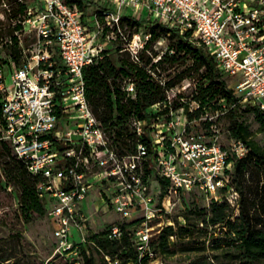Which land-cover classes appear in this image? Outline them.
<instances>
[{
  "label": "built area",
  "instance_id": "1",
  "mask_svg": "<svg viewBox=\"0 0 264 264\" xmlns=\"http://www.w3.org/2000/svg\"><path fill=\"white\" fill-rule=\"evenodd\" d=\"M110 1L119 6L105 12L109 26L119 25L123 9L131 8L130 16L139 18L136 14L147 9L149 23L159 22L181 33L192 31L215 57L219 71L230 79V87L241 96L239 102L264 112V0ZM25 24L38 32L46 46L21 66L12 63L11 68L0 69V131L1 139L11 144L29 171L46 178L39 189L49 198L56 240L52 257L66 256L69 264H85L78 244L87 242L90 222L83 203L93 185L99 186V196L121 219L143 218L136 246L140 260L147 258V264H164L151 240L165 226L175 225L172 214L185 192L197 188L209 204L212 199L222 200L220 190L227 187L224 196L238 207L239 193L228 186L230 156L245 157L248 147L236 139L229 149L220 144L214 121L219 113L206 115L212 121L210 140L185 128L177 129L178 123L172 118L175 111L165 126L150 125L155 167L169 181L159 198L142 168L148 147L139 143L134 154H120L111 148L86 98L83 69L101 54V23L96 20L95 28L89 30L75 5L65 0H43V10L37 14L31 11ZM149 36L140 31L128 42L133 56L137 58ZM127 90L135 91L133 82L128 83ZM198 107L193 101L189 111ZM133 124L141 135L142 124ZM180 221L185 222L182 217ZM72 225L84 231L82 242H70ZM120 236V227L113 226L110 237ZM106 259L109 264H120L119 258L106 255Z\"/></svg>",
  "mask_w": 264,
  "mask_h": 264
},
{
  "label": "trees",
  "instance_id": "2",
  "mask_svg": "<svg viewBox=\"0 0 264 264\" xmlns=\"http://www.w3.org/2000/svg\"><path fill=\"white\" fill-rule=\"evenodd\" d=\"M31 1L0 0V69L7 68L6 66L11 68L12 63L19 67L27 60L23 57V41H28V38L25 36L22 39L21 35L27 29L25 21L30 17ZM65 1L75 5L82 15L93 5L92 0ZM109 9V6L104 5L95 11L103 33L104 30H110L104 20L105 12ZM113 27L118 37L124 32L128 33V40L140 31L150 36L137 58L115 40V55L105 50L92 64L85 66L83 79L86 98L100 127L106 132L111 148L120 154H134L139 143L148 147L149 154L144 158L142 168L145 179H150L159 198L166 192L169 181L155 167L150 147L153 128L150 125L153 122L161 124L163 117H166L164 123L168 122L172 111L187 106L184 97L180 95L179 102L172 99L169 102L168 93L177 82L157 78L163 63L189 56L193 72L197 75L191 101L197 102L199 107L193 111L187 108V116L189 119L218 113V119L227 116L230 121L229 137L242 140L248 147L245 157L230 156L232 166L228 186L234 187L239 193L238 207L227 201L224 196L227 187H224L220 190L222 200L212 199L207 205L185 210L174 220L175 225L165 226L152 238L151 247L165 264L164 256L175 253V249L171 247L174 241L170 239L174 235L177 241L195 242V246L189 249L196 254L188 264H264V143L255 140L246 119V115L254 116L260 129L264 131V112L258 106L239 102L241 96L230 87V79L219 71L215 57L192 31L181 33L162 23H149L130 15L122 16L119 25L115 24ZM163 37L171 40V46L154 61V55L149 56L146 52L153 51L154 42ZM3 50L8 51V58H5ZM57 60L61 63L59 58ZM129 82L134 83V92L127 90ZM1 115L0 96V117ZM134 121L142 124L141 135L137 133ZM214 121L217 122V119ZM204 123L210 127L212 121L207 118ZM58 148L60 149L59 146ZM248 173H254L258 177L256 186H249L250 192L246 185ZM45 180L42 174L29 171L25 161L15 155L11 144L1 139L0 131V198L7 185L16 187L19 192L18 215L24 221L34 214L49 216V198L41 195L39 189ZM180 217L184 219V223H181ZM141 221L143 218L140 217L120 219L102 230L90 229L87 242L78 244L84 263L109 264L106 259L108 255L119 258L120 264H147V258L140 260L136 246V233ZM115 225L121 229L120 238L110 237ZM216 227L225 230L223 237L214 236ZM56 261L69 264V257L55 255L51 257L49 264H56ZM0 264L23 263L13 255L12 250L8 251L0 246Z\"/></svg>",
  "mask_w": 264,
  "mask_h": 264
},
{
  "label": "rangeland",
  "instance_id": "3",
  "mask_svg": "<svg viewBox=\"0 0 264 264\" xmlns=\"http://www.w3.org/2000/svg\"><path fill=\"white\" fill-rule=\"evenodd\" d=\"M93 5L89 6L82 15L83 23L88 27L89 30L95 28V22L97 17L95 11L100 9L102 6L107 5L112 9L117 10L119 3L110 0H92ZM43 10V0H32L31 11L33 14H37ZM132 12L131 8H124L122 15H129ZM137 17H141L146 20L148 18L147 9L143 13L138 12ZM105 20V19H104ZM107 26V25H106ZM109 26V25H108ZM109 31L104 33L98 38L99 50L101 52L109 50L112 55H115L116 45L114 41L117 40L122 46L128 47V33L124 32L120 37L114 31L112 25L109 26ZM28 38V41H23V57L25 59H32L40 49H44L46 43L40 39L38 32L27 28L26 31L21 35V38ZM171 46V40L163 37L160 40L154 42L153 51L146 52L147 55L152 56L153 60L156 61L159 55H162ZM156 52V54H155ZM5 58H8V51L3 50L2 52ZM141 50L138 51V54ZM137 54V55H138ZM9 68V66H6ZM11 67V66H10ZM192 59L185 55L183 57H177L176 60L165 62L158 71L159 79L166 81H176L177 84L170 89L168 95L175 102H179L178 96H183L186 103V107L180 108L175 111L172 118L178 123L177 129L182 130L185 128L189 133L205 135L206 140L211 139L213 130L211 127L206 125L204 122L207 120L206 115L199 119H189L187 116V108L191 106V96L196 89L197 75L194 74L192 69ZM171 118V116H170ZM217 119V130L219 135V142L226 148H230L232 139L229 137V126L230 121L227 116H221ZM246 119L250 124V128L253 132L255 140L264 143V131L260 129V126L254 116L246 115ZM166 117L161 118L162 127L165 126L164 121ZM248 182L247 190L250 192V187H255L257 184L258 177L254 173L246 176ZM98 185H93L89 193V202L86 200L83 203L85 213L91 224V230H102L106 225L119 221L121 218L119 214L112 208H110L105 201L99 196ZM154 193V190H152ZM252 193V192H251ZM157 196V195H156ZM207 205V200L203 193L197 188L193 191L185 192L177 199L175 211L172 214L173 220H177L180 214H183L185 210L194 208L195 206ZM19 192L16 187L12 185L6 186V191L2 193L0 198V246H3L6 250H12L13 255L20 260L21 263L26 264H42L47 260H50L54 254L55 237L53 235V221L47 214H34L32 217L22 219L19 214ZM96 228V229H95ZM215 237L221 238L224 235V229L221 227L215 228ZM84 239V231H80L75 225L71 226L70 242H82ZM174 242L171 243V247L175 249V253L172 255H165V264H188V262L196 254L194 250L189 248L195 246V242L191 240L177 241L176 237ZM209 252V251H208ZM15 259V258H14ZM56 264H62L61 261H56ZM135 264V263H131Z\"/></svg>",
  "mask_w": 264,
  "mask_h": 264
},
{
  "label": "crops",
  "instance_id": "4",
  "mask_svg": "<svg viewBox=\"0 0 264 264\" xmlns=\"http://www.w3.org/2000/svg\"><path fill=\"white\" fill-rule=\"evenodd\" d=\"M88 197H89V195H88ZM87 197V201L89 202V198ZM90 226H91V224H90ZM96 229V228H95Z\"/></svg>",
  "mask_w": 264,
  "mask_h": 264
}]
</instances>
